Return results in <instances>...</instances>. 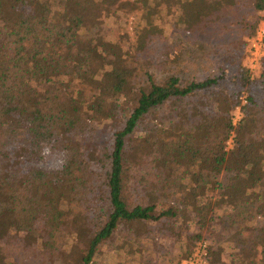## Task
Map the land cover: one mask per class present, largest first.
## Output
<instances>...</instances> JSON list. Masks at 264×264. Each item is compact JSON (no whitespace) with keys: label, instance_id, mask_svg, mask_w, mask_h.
I'll use <instances>...</instances> for the list:
<instances>
[{"label":"trees","instance_id":"obj_1","mask_svg":"<svg viewBox=\"0 0 264 264\" xmlns=\"http://www.w3.org/2000/svg\"><path fill=\"white\" fill-rule=\"evenodd\" d=\"M92 1L0 0V264H264V0Z\"/></svg>","mask_w":264,"mask_h":264},{"label":"rangeland","instance_id":"obj_2","mask_svg":"<svg viewBox=\"0 0 264 264\" xmlns=\"http://www.w3.org/2000/svg\"><path fill=\"white\" fill-rule=\"evenodd\" d=\"M136 3V0H120V2H116L115 0H112L109 5H104L105 9L102 11L103 14L101 15V19L103 20L101 26L97 27L95 29L96 33H100L101 35H104L106 33H109L110 31H113L115 29V24H118V22H124L126 23V28L124 29L130 36L132 39V42H135V32H136V27L139 26L138 25V14H139V5L137 6V8H133L131 10L130 5ZM92 6H95L96 2L95 0H93L91 2ZM110 11V13L112 15H114L115 13L118 15L120 14V16H117V19L114 20H110L107 17L108 12ZM264 20V13L262 14V18L259 22L260 23ZM258 25V27H259ZM114 32V31H113ZM158 38L154 39V41L152 42L153 45H157L160 47L161 43L164 41V38L161 37V34L159 33ZM254 36V35H253ZM252 38V37H250ZM250 38H245L246 41V46H245V57L243 59V65L246 66L247 62V47H248V41ZM101 73H103L105 75V71L101 70ZM235 120H239L242 116L241 114H237L235 115ZM232 148V143L229 146V149ZM227 180V177H225L224 175L221 176L219 178V181L222 183H225ZM211 242V241H210ZM78 243V241H77ZM226 246V245H225ZM228 246V245H227ZM35 248V244L31 243V245H29V249H34ZM226 248V247H225ZM73 249V247H72ZM71 250L69 249L68 252H70ZM80 252V251H77ZM81 253V252H80ZM70 254V253H68ZM224 259L227 260V254L226 252L223 254ZM78 258V257H76ZM149 264H169L167 260L162 261V263H159V261L156 260L155 257H150L148 258ZM97 264H139V257L138 255H131V254H127V256L125 257V255H117L116 253V249L114 250H109L108 248L103 250V256L101 258L98 259ZM184 264V263H183Z\"/></svg>","mask_w":264,"mask_h":264},{"label":"built area","instance_id":"obj_3","mask_svg":"<svg viewBox=\"0 0 264 264\" xmlns=\"http://www.w3.org/2000/svg\"><path fill=\"white\" fill-rule=\"evenodd\" d=\"M264 20L260 23L259 27L256 30V33L252 38L248 41V47H247V65L245 66L251 73L252 78H258L264 71ZM241 103L242 105L246 104V96L241 97ZM235 115L241 114V107H237L235 112ZM241 119V118H240ZM239 120H235L234 117V124L236 125ZM232 143L233 146V135L230 137L227 145L228 148L230 144ZM184 264H209V247L207 241H201L199 242L196 247L194 248V251L192 255L189 257L187 261L184 262Z\"/></svg>","mask_w":264,"mask_h":264}]
</instances>
